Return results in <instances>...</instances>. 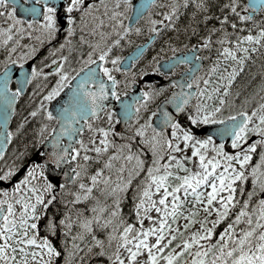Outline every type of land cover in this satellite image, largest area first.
Returning a JSON list of instances; mask_svg holds the SVG:
<instances>
[{"label":"snow or ice","instance_id":"1","mask_svg":"<svg viewBox=\"0 0 264 264\" xmlns=\"http://www.w3.org/2000/svg\"><path fill=\"white\" fill-rule=\"evenodd\" d=\"M100 7L0 0V264H264V63L250 73L260 76L253 91L231 90L254 54L264 59V0H110L102 16ZM77 28L86 55L74 48ZM33 32L49 42L39 63L48 60L55 82L13 129L22 91L50 76L24 70L39 45L13 56ZM133 34L144 39L130 54H112ZM158 40L163 63L154 56L131 72ZM65 47L74 63L49 58ZM147 72L171 87L155 107L164 86L129 92L128 77ZM37 117L33 139L6 154Z\"/></svg>","mask_w":264,"mask_h":264},{"label":"flooded vegetation","instance_id":"2","mask_svg":"<svg viewBox=\"0 0 264 264\" xmlns=\"http://www.w3.org/2000/svg\"><path fill=\"white\" fill-rule=\"evenodd\" d=\"M137 1L138 0H133L134 3H136ZM86 2H92V0H86ZM96 2L101 5V7L99 8V13L102 16L104 11H105V9L103 8V4L105 2H110V0H96ZM109 15H110V12H109ZM88 20H89V22L87 24V28L91 29L93 27L92 18L89 17ZM98 21H99V17H97V23H98ZM101 30L107 31L108 30V25H106V24L105 25H100V27H98L96 29V35L95 36H92L88 31H85L83 34H84L86 40H89V39H97L98 40V39H100L99 33H100ZM145 31H147V30L145 29ZM80 35H81V30L79 28H77V31L75 32L74 36L71 37V38L76 41V44L74 45V48H81L82 47L83 51H84V54L86 55L89 46H88V44H84L82 46L79 44V36ZM62 36H63V33L58 35L51 42V46L52 47H56L61 42ZM35 37H36V33L35 32H33V37L32 38H29L27 36L22 37L21 38V45L16 48L15 52L13 53V56H15L16 52L27 51V49H25L23 47L24 44H31L33 47H37L39 45L38 55H36L35 57H29V59H27L25 61V63L30 61L32 63V65L35 64L40 71H44V72H49L50 73V76L48 78H45L43 76H39V78L47 79V80H53V77H54V80H55V74L51 72V65L48 64V60L47 59L44 60V67H41V65L39 63L40 57L44 56V54L48 52L49 42L44 41L43 43H41L40 41L36 40ZM130 38L133 40V43L131 45H126L123 49H117L112 54L115 55V54L118 53L120 55H128V54L131 53V50L136 47L137 42L139 40L144 39L143 36L137 37L135 34H133ZM160 49H161L160 40L155 42L154 45L148 46L144 50L142 55L139 57V59L136 61V63L132 64V65H129L130 71L139 73L141 66L145 65L147 61L152 60V58L154 56H155L156 60L160 61V63H163L162 57L167 56L169 54V51L168 50L160 51ZM4 54H5V50H4L3 46L0 45V60L3 59ZM64 54H67L69 56V61L74 63L75 56H76L77 53H76L75 50L69 52L67 47H65L63 50H59L58 49V51L55 54H51L50 53L49 54V58L55 59L57 55H64ZM253 59L257 63L253 64L252 61H251L252 71L253 70H257L258 71V66H259V64L264 63V59H261V57L259 55H255V54L253 55ZM72 63H70L69 66H72ZM202 63H204L205 66H207L209 61H203ZM109 66H110V61H109ZM0 67H3V65L0 64ZM180 67H183V66L181 65ZM122 76H123L122 73H117V78H122ZM247 76H248V73L243 74L242 70L238 71L237 76L235 77V80H234L233 84L231 85V90H232L233 93L240 89V87H241L240 86L241 85V79L243 77H247ZM128 78L129 79H133L134 80V84H138L139 85V89H140V87L145 86V82L146 81L151 83L155 88H160L161 86H164L167 90L160 97L157 98V102L156 103L161 101L171 91V87H170V85L168 83V79H166L164 76L160 75L159 73L147 72L144 76H139V74H138L136 77L129 76ZM146 78H152V79L151 80H146ZM259 79H260L259 75H256L254 78L251 79V85H250L251 91L254 90L253 89V85H255L257 83V81H259ZM11 86L15 87L16 83L14 81H12L11 82ZM118 87H119L120 91L123 93L124 92V85L121 84ZM130 90H132V89H130ZM101 116H103V113H101ZM178 118L180 120L184 119V117L182 115L180 117H178ZM114 127H115V125H114ZM115 139L118 140L119 138L115 137ZM228 150H231V146L230 145L228 146Z\"/></svg>","mask_w":264,"mask_h":264},{"label":"trees","instance_id":"3","mask_svg":"<svg viewBox=\"0 0 264 264\" xmlns=\"http://www.w3.org/2000/svg\"><path fill=\"white\" fill-rule=\"evenodd\" d=\"M252 72V68H251V61H247L245 64V67L242 70V73H248V75ZM249 81H250V77H243L241 79V87H240V91L241 94H245L247 92H251L250 89V85H249ZM45 83V81L43 80L41 82V84ZM247 84V87H245V85ZM47 86V85H45ZM35 90V97H30L29 93H32ZM235 93V92H234ZM38 96H39V91H38V87L37 85L34 83V79L32 80L30 86H29V91L22 97H20L18 104L16 106V114L15 116L12 118V122H11V127L13 129H15V127L17 126L19 119L22 118L24 116V114L28 111L31 110L32 107L35 106V102L38 101ZM237 103H239V100H237ZM42 122L41 119L39 117H37L35 120L30 119L27 123V125L24 127V129L22 130V132L15 136L13 138V140L10 141V144L8 146V149L6 151V154H11L13 152V149L15 148L16 150L18 149V145H20L21 143H23V139L22 138H26L27 140H32L33 136L35 135V130L38 127V124ZM43 122H47V121H43ZM54 121L51 122H47L49 124V127L52 126ZM47 133H44V136H46ZM44 137L42 136L41 139H43ZM127 209H128V205L125 204L124 205V211L125 213H127ZM222 227V225H221Z\"/></svg>","mask_w":264,"mask_h":264},{"label":"water","instance_id":"4","mask_svg":"<svg viewBox=\"0 0 264 264\" xmlns=\"http://www.w3.org/2000/svg\"><path fill=\"white\" fill-rule=\"evenodd\" d=\"M137 2H139V0L137 1ZM31 66H32V63L30 62V61H28L27 63H25V65H24V70L25 71H30V69H31ZM16 67V69H17V72H15L14 73V75H19V68H20V66H15ZM152 78H146V80H151ZM15 80V79H14ZM16 82V81H15ZM26 89V88H25ZM25 89L22 91V93L25 91ZM139 85L138 84H134V87L132 88V90H130L129 92L131 93V94H136V93H138L139 92ZM21 93V94H22ZM170 94V93H169ZM163 100V99H162ZM161 100V101H162ZM17 102V101H16ZM16 104V103H15ZM170 110H172L171 109V107H170ZM10 122H11V119H10V121H9V124H10ZM124 127V125H123V123L121 122V123H118L117 125H116V130L117 131H120L122 128ZM9 142L10 141H8L7 142V144H6V146H5V149L4 150H6L7 149V146H8V144H9ZM65 142H67L66 140H65Z\"/></svg>","mask_w":264,"mask_h":264},{"label":"rangeland","instance_id":"5","mask_svg":"<svg viewBox=\"0 0 264 264\" xmlns=\"http://www.w3.org/2000/svg\"><path fill=\"white\" fill-rule=\"evenodd\" d=\"M249 77H250V74L248 75ZM247 76V77H248ZM54 82H55V80H54ZM249 85H251V80L249 81ZM157 101H155V102H152V103H150V107H155V103H156ZM99 123H105V120L103 119V116H101V119H100V121H98V124ZM144 223H145V226H147V221L145 220L144 221ZM194 227H195V225H194Z\"/></svg>","mask_w":264,"mask_h":264}]
</instances>
